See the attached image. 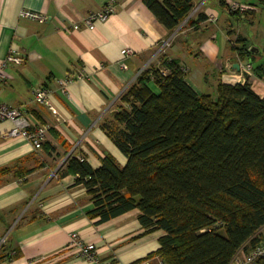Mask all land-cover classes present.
Instances as JSON below:
<instances>
[{
	"label": "crops",
	"instance_id": "crops-1",
	"mask_svg": "<svg viewBox=\"0 0 264 264\" xmlns=\"http://www.w3.org/2000/svg\"><path fill=\"white\" fill-rule=\"evenodd\" d=\"M221 1L193 0V7L201 5L200 13L216 20L194 28L187 24L200 13L188 15L169 33L143 0H0V64L11 49L24 58L23 64L6 68L0 103L49 127L42 149L35 151L21 136L7 137L13 123L0 121V264H89L69 246L72 233L93 243L96 257L107 264H145L159 249L164 232L144 233L137 209L97 225L90 220L87 213L93 203L75 176L64 174L66 161L84 159L98 169L101 159L110 155L125 166L126 157L103 124L114 122L120 96L143 70L161 68L162 57L186 69V81L199 95L214 93L218 82L236 85L249 80L264 98V81L252 72L245 78L241 66L252 62L237 54L241 43L252 58L257 59L260 50L228 18L218 24L217 7L236 15ZM107 5L113 11L105 21L72 28ZM23 10L46 20L21 17ZM255 14L238 16L253 28ZM168 40L170 46L163 49ZM127 48L132 54L123 57ZM68 76L76 79L62 94L57 81ZM39 87L50 90L56 114L35 102L33 90ZM149 87L158 93L152 81Z\"/></svg>",
	"mask_w": 264,
	"mask_h": 264
},
{
	"label": "trees",
	"instance_id": "trees-1",
	"mask_svg": "<svg viewBox=\"0 0 264 264\" xmlns=\"http://www.w3.org/2000/svg\"><path fill=\"white\" fill-rule=\"evenodd\" d=\"M143 3L169 33L194 6L193 0ZM257 6L264 10V0ZM207 18L200 13L187 26L196 28ZM237 54L264 81V64H255L246 43ZM161 64L140 73L120 96L114 122L103 124L126 157L125 166L110 155L98 169L72 157L64 174L85 188L94 207L87 216L96 225L137 209L144 233L164 232L148 259L232 264L241 249L259 242L264 227V98L249 80L218 82L214 93L199 95L177 62L162 57ZM255 264H264V258Z\"/></svg>",
	"mask_w": 264,
	"mask_h": 264
},
{
	"label": "built area",
	"instance_id": "built-area-1",
	"mask_svg": "<svg viewBox=\"0 0 264 264\" xmlns=\"http://www.w3.org/2000/svg\"><path fill=\"white\" fill-rule=\"evenodd\" d=\"M229 12H238L240 14L247 13V12H255V6H252V4H243L234 2L232 0H224ZM198 8H196V11ZM113 8L111 5H107L104 7V9L98 13H93L89 15L84 21L80 23H74L73 29L77 30L82 27H89L95 22L96 20L105 21L107 17L112 13ZM197 12L191 11L189 13V16L196 15ZM21 17H27L32 19H40V20H46L45 17H43L41 14L36 13L34 11L29 10H23L20 13ZM207 22H214L216 20V17L214 15H207ZM171 41L168 40L164 43L163 49L170 46ZM132 54V51L130 49H125L122 51L123 57L128 56ZM24 58L22 55H20L16 50L11 49L8 54L6 55L5 59L0 64V80L5 81L6 74L5 70L8 66H19L23 64ZM123 68H126L125 65H123ZM252 66L251 63H246L241 66V73H246L248 75L251 74ZM163 75L166 74L165 69H161L160 71ZM183 72H186V69L183 68ZM79 78V77H78ZM76 78L73 76H68L64 79H59L57 81L59 91L62 94H66L67 92V86L69 83L74 81ZM50 90H48L45 87H39L37 89L33 90V96L35 102H37L39 105L47 108L52 113L56 114L55 107L52 105L50 100ZM3 120H9L13 123V128L9 130L6 133L7 137H16L21 136L25 138L32 146V148L35 151H39L42 149L43 143L45 141L47 132L49 130V127L44 124H34L30 118L20 111L17 108L10 107L6 104L0 103V121ZM258 235L260 237L259 242L250 250L245 251V249H241L238 254L234 257L232 264H255L257 260L264 258V227L261 228V230L258 232ZM70 243L69 246L74 247L78 249L79 254L85 257L89 264H107L105 262L100 261L96 257V249L95 245L93 243H85L77 233H72L70 237ZM247 245H245L244 248H246ZM145 264H166L163 259L160 257L155 258H149L146 260Z\"/></svg>",
	"mask_w": 264,
	"mask_h": 264
},
{
	"label": "rangeland",
	"instance_id": "rangeland-1",
	"mask_svg": "<svg viewBox=\"0 0 264 264\" xmlns=\"http://www.w3.org/2000/svg\"><path fill=\"white\" fill-rule=\"evenodd\" d=\"M216 2H219V0H209V4H214ZM234 2L243 3V4H252V6H255L256 11L254 13H257V14H255L256 22L254 23V27L251 28V25L248 22L244 21V19H240L238 15H229L227 12L222 10L221 7H217V10H216L221 13L218 24L223 25L225 22V18H228L232 22L233 28L235 30L237 29L242 30L243 31L242 33L247 38L249 43L253 44L254 48L260 50L259 57L257 59L254 58L255 62L259 64L264 63V10L260 7L258 8L257 0H239V1L235 0ZM196 8H198L197 11H196ZM194 10L195 12H197V14L200 13L201 5L193 7L191 11H194ZM257 63L255 64L257 65ZM251 72L254 74L253 70ZM209 93L212 94L211 92Z\"/></svg>",
	"mask_w": 264,
	"mask_h": 264
},
{
	"label": "water",
	"instance_id": "water-1",
	"mask_svg": "<svg viewBox=\"0 0 264 264\" xmlns=\"http://www.w3.org/2000/svg\"><path fill=\"white\" fill-rule=\"evenodd\" d=\"M249 62H251V61H249ZM235 66H236V69L238 70V71H240V65L239 64H235ZM243 75H244V77L245 78H248L249 77V75L248 74H246V73H242Z\"/></svg>",
	"mask_w": 264,
	"mask_h": 264
}]
</instances>
